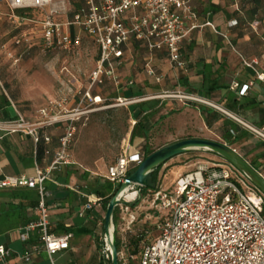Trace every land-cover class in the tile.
<instances>
[{
    "label": "built area",
    "instance_id": "built-area-1",
    "mask_svg": "<svg viewBox=\"0 0 264 264\" xmlns=\"http://www.w3.org/2000/svg\"><path fill=\"white\" fill-rule=\"evenodd\" d=\"M79 1L72 17L66 20L60 18L68 12L70 2L67 0L10 1L13 10L22 9L12 14L21 28L15 37L20 46L36 45L51 54L72 53L81 47L87 36L97 51L86 85L65 84L31 115L13 103L16 116L0 119V129L30 135L34 141V173L0 178V188L27 187L38 193L37 219L18 228V237L26 247L17 257L25 263H31L36 255L45 251L51 264H56L54 255L69 249L74 237L70 230L51 231L46 201L48 181L84 196L86 202L79 212L82 215L100 204L101 196L80 187L76 177L62 182L54 173L76 163L73 149L77 136L97 109L110 105L112 99L122 103L137 98L124 93L134 83L124 77V72L134 61L135 49L140 47L148 51L150 59L145 65L146 72L156 83H161L163 76L152 62L155 53L165 54L172 67H185L183 41L194 29L210 26L229 39L228 34L220 31L210 19L200 22L201 15L194 0ZM32 9L45 10L43 19L29 17L28 11ZM34 22L37 23L35 28H22ZM230 45L234 48L231 41ZM240 57L242 65L254 72L250 81L232 82L237 94L244 96L256 81L264 85V66L258 56L240 54ZM109 90L112 92L107 96ZM168 97L185 103L187 100L206 102L207 99L180 87L149 93L144 99L164 101ZM136 121L133 119V124ZM53 129L58 130L55 147ZM40 148L43 155L50 158L46 166L39 162ZM142 159L141 152L128 140L123 152L103 176L122 183L130 169ZM145 196L152 197V208L158 217L157 235L144 243L136 264H264V193L229 161L183 173L177 177L173 188L149 189ZM9 231L0 225V235ZM34 231L39 238L32 243ZM12 257L13 250L1 242L0 264H11Z\"/></svg>",
    "mask_w": 264,
    "mask_h": 264
},
{
    "label": "rangeland",
    "instance_id": "rangeland-1",
    "mask_svg": "<svg viewBox=\"0 0 264 264\" xmlns=\"http://www.w3.org/2000/svg\"><path fill=\"white\" fill-rule=\"evenodd\" d=\"M10 1L0 0V88L5 89L11 95L19 108L33 112L39 104L56 95L65 84L82 83L86 85L89 73L95 64L97 51L87 36L84 37L81 47L72 53L51 54L43 52L36 45L32 47L20 46L15 42V37L21 28L14 22L12 14L17 10L12 9ZM67 1L70 2L68 12L62 15L60 20L70 19L73 11L80 3L79 0ZM241 3H245L247 9L252 6L250 0H227L226 4H238L239 6ZM195 7L201 11L200 4ZM230 14L233 18L232 23L235 21L230 27L238 25L239 17L243 18L245 15L247 20L244 21L243 27L251 29L254 33L253 38H248V45L255 47L254 40L257 36L256 39L261 44L257 47L264 49V5L254 15L248 10L240 12L236 8L230 10ZM44 15L45 10L32 9L28 11V16L36 20L43 19ZM35 25H37L36 22L29 23L22 28H35ZM75 29L78 30V27H74ZM30 33L29 35H33ZM149 59L150 56L146 49L140 47L135 49L134 62L130 72L134 84L124 93L129 96L132 92V96L137 98L122 103L115 99L110 100V105L99 108L92 114L89 123L81 129L77 136L73 149V158L76 163L72 165L71 171L75 173L83 185H86L85 189L89 193L99 195L97 189L106 182L103 175L107 167L123 152L124 144L130 139L133 119L148 117L144 110L149 107L148 103L151 99L144 98L149 93H159L164 89L183 88L177 84H170L167 80L164 87L159 89L157 85L155 86L154 78L148 75L145 68ZM111 92L109 90L107 96ZM14 96L20 98L21 101H16ZM164 101H175V99L168 97ZM205 101L187 100L186 102H193L194 104L211 103L208 99ZM217 107L219 113L231 116L241 125H249L254 132L262 134V130L243 118L221 106ZM166 117L158 114L152 116V119L156 120L148 143L153 148L187 137H204L226 142L222 137L207 132V129L203 130L200 124L195 122L197 117L200 118L199 116H189V120L192 119L194 123L182 121L176 115H172L169 120ZM140 141V138L137 137L131 144L140 150L144 144V141ZM225 162L226 160L221 155L210 149L191 148L163 164L158 173L157 186L158 188H173L179 175L199 167H211L216 163ZM29 172L34 173L33 168ZM109 184L113 189L118 186V183L112 181ZM145 193L147 192H144L141 200L134 204H123L119 209L113 229L116 238L119 237L122 242L119 251L121 264L137 263L139 252L133 253L136 246L130 240L132 236H139L142 232L145 234L138 243L137 249L140 250L144 243L157 235L158 217L152 208V197H146ZM96 208H99L101 214L99 218H92L90 226L94 224L93 234L74 236L65 260L69 256V258L75 259L78 264H98L100 259H106V263L111 264L109 262L111 253L102 222L106 213L105 200L101 199ZM54 258L59 263L58 254H55Z\"/></svg>",
    "mask_w": 264,
    "mask_h": 264
},
{
    "label": "crops",
    "instance_id": "crops-1",
    "mask_svg": "<svg viewBox=\"0 0 264 264\" xmlns=\"http://www.w3.org/2000/svg\"><path fill=\"white\" fill-rule=\"evenodd\" d=\"M194 2L196 5L200 4L201 6V11L196 7L201 15L200 22L204 19H210L220 31L227 32L226 34H228L229 39L215 32L210 26L194 29L190 36L183 41L182 57L185 61V67H172L165 54H154L152 62L156 66L158 72L163 76L161 83H156L154 80V84L160 89L164 87L167 80L170 84L183 86L184 89L192 91L200 97L207 98L211 103L194 104L193 102L185 103L178 100L166 102L158 99H151L148 103L149 107L144 110V113L153 124L156 119H152V116L156 114L159 116H167L166 119L168 120L172 115H176L182 121L191 123H194V121H192V119L189 120V116H199L200 118L197 117L195 122L199 123L203 130L207 129V132H212L218 137H222V125L226 118V121L229 120L236 125V129L232 132L233 135L229 139H226V143L234 145L232 147L250 163L253 162L254 167L264 175V85L256 81L249 89L248 94L244 96H239L237 90L232 86V82L235 80L244 83L254 78V72L242 65L240 54L258 56L264 66V49H259L257 47L261 46L256 39L257 36L254 40L256 46L252 47L248 45V38H253V31L250 30L247 32L241 27H230L233 26V18L230 14V10L242 6H238V4L227 5V0H194ZM230 41L234 45V48L231 47ZM133 62L127 65L124 72V77L126 79L134 80L130 74ZM211 83H213L214 88L209 91L208 87ZM221 84L226 86H216ZM132 94L131 92L130 95ZM14 97L16 101H21L17 96ZM231 97H237L238 102L236 103L238 104L244 100L251 101L249 102L250 104H245L254 106V112L250 114L248 119L233 111H229L262 130V134L254 132V130L248 126L241 125L231 116L219 113L217 106H221L228 110L226 104L230 101ZM13 103L25 114L31 115L32 112L19 108L11 95L5 89L0 88V119L14 118L16 116V108ZM200 105L205 106L210 111H216L217 113V116L212 118L208 124L206 123L205 116L201 112ZM178 110L179 112H176ZM253 120L258 121L261 125L258 126L252 123ZM153 129L152 127L151 131ZM52 134V144L55 147L58 130L53 129ZM138 138H140L141 141L143 140L142 137ZM49 161L50 158L43 155L41 148L39 156L40 164L46 166ZM34 163L33 138L30 135L10 133L0 129V178L4 175L22 173L33 174L29 171L32 168L34 170ZM71 168L72 165L64 166L61 170L55 171L54 175L60 181L68 182L72 177H76L75 173L71 171ZM76 180L80 187H86L77 177ZM10 189L15 188H0V209L5 203L14 200L6 194ZM46 201L49 207L51 231L56 233L64 232L66 228H68L70 231L74 232V236L81 235L77 231L78 227L81 224H90L93 217L99 218L101 214L99 208L88 211L83 215L80 214L79 212L83 209L86 198L75 190L57 185L52 181L47 182ZM36 207L37 206H28L26 208L28 217L33 220H36L38 217V210ZM35 214H37V216H35ZM0 225H4L10 230L7 234L0 235V243L5 242L6 245L13 250V257L10 259L11 264H51L50 258L45 251L36 255L31 263H25L19 260L17 254L21 253L26 247V243L21 241L18 237V228L23 226L18 225L10 227L5 221L0 222ZM38 238L37 231H34L30 242H37ZM68 250L69 249H66L57 253L59 263L56 262V264H71L72 261L78 264L75 259L69 258V256L65 260Z\"/></svg>",
    "mask_w": 264,
    "mask_h": 264
},
{
    "label": "trees",
    "instance_id": "trees-1",
    "mask_svg": "<svg viewBox=\"0 0 264 264\" xmlns=\"http://www.w3.org/2000/svg\"><path fill=\"white\" fill-rule=\"evenodd\" d=\"M250 2L252 3V6L250 9H247L245 7V3H241L239 6H242V7L236 8V9L239 10L240 12H242L243 10L244 11L248 10L251 13H253V15H254L255 13H257L259 11L260 7H262L264 5V0H250ZM17 11L22 12V9H17ZM246 20H247V18L245 17V15L243 18L239 17L238 25H235L234 28L241 27V28L245 29L247 32L250 31L251 29H249V28L247 29V28L243 27L244 26L243 23ZM216 86L217 87H222V86L224 87L226 85L221 84V85H216ZM213 88H214V85H213V83H211L208 87V90L211 91ZM236 102H238V98L237 97H231L230 101L226 104V107L228 108V110L233 111V112L239 114L240 116L248 119L250 117V114L254 112V109H253L254 106H249V105H245V104H250L249 102H251V101L250 100H248V101L244 100V101L240 102L239 104ZM200 109H201L202 114L205 116V120H206L207 124L210 122V120L212 118H215L217 116L216 111H210L208 108H206L203 105H200ZM263 111H264V108H263ZM252 123H254L258 126L261 125V124H259L258 121H255V120H253ZM153 125L154 124L149 120L148 117H143V118L139 117L137 119L136 123L133 125L131 132H130V142L131 143H133L135 141L136 137H142L143 138L142 141H144V144L139 150L141 152L143 158L157 149V148H153L148 143L149 138H150V132H151ZM235 129H236V125L233 122H230L229 120L226 121V118H225L223 125H222V138L225 140L229 139L233 135L231 130H235ZM40 152H41V148L39 150L38 156H40ZM163 164L164 163L159 164L157 167H155L148 174V181H147L146 185L143 186L142 193L147 192V190H149V189H157L158 188V186H157L158 173H159V170L161 169V167L163 166ZM251 164L254 166L253 162H251ZM136 167L137 166L131 168L129 173L131 171L135 170ZM109 182H110V180L106 179V182L104 184H102V187L97 189L98 194L101 196V198L103 200H105L106 210H107L108 204L110 202V199L112 198V196L115 194L117 189L122 184V183H118V186L115 189H113L112 186L109 184ZM6 194L8 196H10L11 198H13L14 200L2 205V208L0 209V222L5 221V222H7V224L10 227H15L18 225L24 226L28 222L32 221L33 219L28 217V215L26 213V208L28 206L34 207V206H37L39 204V197H38V193H37L36 189H31V188H27V187H19V188L8 190L6 192ZM102 222H103V228H104V217H103ZM90 224L89 223L87 225L81 224L77 229L78 233L79 234H93V232H94L93 225L94 224L92 226H90ZM67 230H69V229L66 228V231ZM144 235L145 234L142 232L139 236H136V237L132 236L130 238L131 242L136 246L133 249V253H137V252L141 251V249L139 250L137 248H138V243H139L140 239ZM121 245H122L121 239L118 237L117 238L118 251H120ZM109 262H111V258L109 259ZM71 264H75V262L72 261ZM98 264H107L106 259H102V260L100 259V261H98ZM119 264H121V263L119 262Z\"/></svg>",
    "mask_w": 264,
    "mask_h": 264
},
{
    "label": "water",
    "instance_id": "water-1",
    "mask_svg": "<svg viewBox=\"0 0 264 264\" xmlns=\"http://www.w3.org/2000/svg\"><path fill=\"white\" fill-rule=\"evenodd\" d=\"M191 148H207L221 155L225 160L229 161L241 171H243L254 185L264 193V175L256 169L245 157H243L236 149L224 141L204 138V137H187L175 142L163 145L155 151L144 157L137 165L136 169L131 171L110 199L105 216L104 230L106 241L109 245L111 253V264H119V251L117 248V238L114 234V225H112V217L118 203L133 204L134 197H126L123 191L130 185L135 183V194L140 195L142 188L148 181V174L159 164L165 163L176 155L182 154ZM112 228V229H111Z\"/></svg>",
    "mask_w": 264,
    "mask_h": 264
},
{
    "label": "bare ground",
    "instance_id": "bare-ground-1",
    "mask_svg": "<svg viewBox=\"0 0 264 264\" xmlns=\"http://www.w3.org/2000/svg\"><path fill=\"white\" fill-rule=\"evenodd\" d=\"M135 186L136 184L135 183H130V185L123 191V195H125L126 197H134V200H138L140 195L138 194H135ZM122 206L121 203H118L116 205V208H115V211L113 213V217H112V225H114L116 223V219H117V216L119 214V209L120 207ZM112 229V228H111Z\"/></svg>",
    "mask_w": 264,
    "mask_h": 264
}]
</instances>
